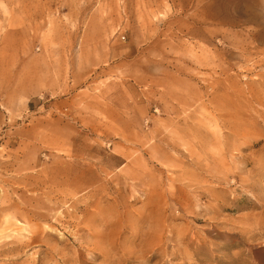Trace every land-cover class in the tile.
<instances>
[{
  "label": "rangeland",
  "instance_id": "374dc122",
  "mask_svg": "<svg viewBox=\"0 0 264 264\" xmlns=\"http://www.w3.org/2000/svg\"><path fill=\"white\" fill-rule=\"evenodd\" d=\"M0 264H264V0H0Z\"/></svg>",
  "mask_w": 264,
  "mask_h": 264
},
{
  "label": "bare ground",
  "instance_id": "6f19581e",
  "mask_svg": "<svg viewBox=\"0 0 264 264\" xmlns=\"http://www.w3.org/2000/svg\"><path fill=\"white\" fill-rule=\"evenodd\" d=\"M20 230V229H19ZM34 232V231H33ZM26 237V236H25ZM28 237V236H27Z\"/></svg>",
  "mask_w": 264,
  "mask_h": 264
}]
</instances>
